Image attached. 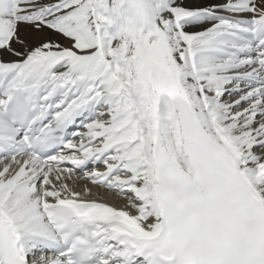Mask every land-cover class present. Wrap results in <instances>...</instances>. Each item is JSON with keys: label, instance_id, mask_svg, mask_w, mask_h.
Listing matches in <instances>:
<instances>
[{"label": "snow or ice", "instance_id": "1", "mask_svg": "<svg viewBox=\"0 0 264 264\" xmlns=\"http://www.w3.org/2000/svg\"><path fill=\"white\" fill-rule=\"evenodd\" d=\"M0 264H264V0H0Z\"/></svg>", "mask_w": 264, "mask_h": 264}]
</instances>
